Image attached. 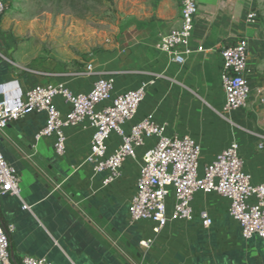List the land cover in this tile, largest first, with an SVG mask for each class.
Here are the masks:
<instances>
[{"label": "crops", "instance_id": "obj_1", "mask_svg": "<svg viewBox=\"0 0 264 264\" xmlns=\"http://www.w3.org/2000/svg\"><path fill=\"white\" fill-rule=\"evenodd\" d=\"M262 0H198L189 49L182 65L156 49L161 35L180 23L178 0H157L150 19L128 29L124 48L91 62L94 75L54 73L42 78L18 75L0 48V83L17 82L22 90L34 84L63 83L74 93H86L98 78H113L114 94L145 85L135 117L123 125L153 115L164 136H188L201 148L200 169L232 143L252 185L264 182V12ZM250 9L257 12L248 23ZM238 39L247 41L251 97L246 108L224 113L220 84V51ZM62 116L70 106L55 99ZM44 117L29 114L0 131V151L17 171L20 194L0 198V223L12 226V264L24 256L54 264H264V240L243 239L228 216L229 202L198 192L190 202L192 220L170 221L153 233L149 221L131 222L127 214L135 193L142 156L152 146L146 140L127 159L120 177L103 186L104 173H95L90 155L93 130L87 122L64 130L62 156L55 155L52 138L36 140ZM112 135L108 151L117 148ZM170 191L166 203L172 205ZM254 202V199H250ZM22 203L31 211H23ZM211 219L203 226L201 214ZM152 240L148 249L140 243Z\"/></svg>", "mask_w": 264, "mask_h": 264}, {"label": "built area", "instance_id": "obj_2", "mask_svg": "<svg viewBox=\"0 0 264 264\" xmlns=\"http://www.w3.org/2000/svg\"><path fill=\"white\" fill-rule=\"evenodd\" d=\"M178 1L179 26L161 35L155 46L172 63L182 65L191 54L189 40L198 0ZM6 6V1L0 0V17ZM256 20L257 12L250 9L246 21L255 23ZM219 55V78L225 97L223 111L244 109L251 97L245 78L248 72L246 39H238L225 46ZM77 75H94L92 65L86 67L85 73ZM144 94V84L114 94L111 77L94 80L86 93H74L63 83L34 84L22 90L17 82H3L0 83V131L26 115H42L43 124L35 138H52L55 155L62 156L66 143L64 130L87 122L93 130L87 161L93 164L95 173L105 174L103 186L116 181L123 163L134 159L136 149L146 140H153L152 146L142 156L135 193L127 207L131 222L149 221L153 224V233L158 234L170 221L192 220L190 202L194 194H216L228 200V216L239 226L243 239L255 237L264 240V182L251 184L250 176L243 170L237 144L232 143L200 169V146L188 136H164L165 128L155 123L153 115L145 116L125 131L123 125L135 117ZM58 98L70 106L64 116L55 104ZM112 135L118 137L119 143L109 152L107 141ZM19 185L16 169L0 151V198H19ZM170 191L173 197L168 210L166 200ZM250 199L254 202L251 203ZM21 208L31 211V207L24 203ZM201 219L204 227L212 224L206 213L201 214ZM12 231V226L0 223V264H12L9 254ZM151 244L150 239L140 243L145 249ZM21 264L54 263L44 258L24 256Z\"/></svg>", "mask_w": 264, "mask_h": 264}, {"label": "rangeland", "instance_id": "obj_3", "mask_svg": "<svg viewBox=\"0 0 264 264\" xmlns=\"http://www.w3.org/2000/svg\"><path fill=\"white\" fill-rule=\"evenodd\" d=\"M0 48L18 75L85 73L96 57L124 48L128 29L150 19L157 0H5ZM264 12V0L260 4Z\"/></svg>", "mask_w": 264, "mask_h": 264}]
</instances>
